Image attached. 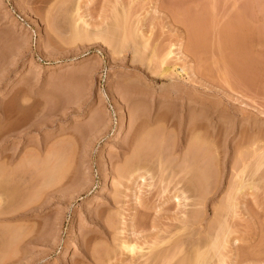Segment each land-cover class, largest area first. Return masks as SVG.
I'll list each match as a JSON object with an SVG mask.
<instances>
[{
    "label": "rangeland",
    "instance_id": "rangeland-1",
    "mask_svg": "<svg viewBox=\"0 0 264 264\" xmlns=\"http://www.w3.org/2000/svg\"><path fill=\"white\" fill-rule=\"evenodd\" d=\"M263 156L264 0H0V264H178L245 159L203 262L264 264Z\"/></svg>",
    "mask_w": 264,
    "mask_h": 264
},
{
    "label": "bare ground",
    "instance_id": "bare-ground-1",
    "mask_svg": "<svg viewBox=\"0 0 264 264\" xmlns=\"http://www.w3.org/2000/svg\"><path fill=\"white\" fill-rule=\"evenodd\" d=\"M120 18H121V17H120ZM79 19H80V18H79ZM117 20H118V19H117ZM125 20H126V19H125ZM74 21H75V20H74ZM114 21H115V20H114ZM115 22H116V21H115ZM238 22H239V21H238ZM72 24H73V23H72ZM114 24H115V23H114ZM121 24H122V23H121ZM121 24H120V25H121ZM74 25H75V24H74ZM233 25H234V24H233ZM234 26H235V25H234ZM236 26H237V25H236ZM75 28H76V27H75ZM121 28L123 29V32H125V31H124V27H121ZM116 29H117V28H116ZM75 31H77V30H75ZM121 31H122V30H121ZM127 31H128V30H127ZM123 32H122V33H123ZM129 32H130V31H129ZM77 33H78V32H77ZM119 34H120V33H119ZM124 34H125V33H123V37H125ZM227 34H228V33H227ZM235 34H236V33H235ZM75 35H76V34H75ZM127 36H128V35H127ZM127 36H126L125 39H124L125 42H126V38H127ZM132 36H133V35H132ZM230 36H231V35H230ZM230 36H229V37H230ZM234 36H235V35H234ZM237 36H238V35H237ZM118 37H119V36H118ZM103 38H104V37H103ZM119 38H120V37H119ZM132 38H133V37H132ZM202 38H203V35H202ZM235 38H236V37H235ZM238 38H239V37H238ZM104 40H105V39H104ZM121 40H122V39H121ZM128 40H129V39H128ZM202 40H203V39H202ZM233 40H234V39H233ZM236 40H237V39H236ZM105 41H106V40H105ZM114 41H117V40H114ZM130 41H131V40H130ZM229 41H230V40H229ZM239 41H240V40H239ZM239 41H238V42H239ZM109 42H110V39H109ZM121 42H122V41H121ZM230 42L232 43V41H230ZM242 42H243V41H242ZM114 43H115V42H114ZM135 43H136V42H135ZM137 43H138V42H137ZM143 43H144V42H143ZM143 43H141V44H143ZM239 43H240V42H239ZM108 44H109V43H108ZM110 44H111V43H110ZM224 44H225V43H224ZM111 45H112V44H111ZM137 45H138V44H137ZM244 45H245V44H244ZM144 47H145V46H144ZM111 48H112V47H111ZM136 48H137V46H136ZM243 48H244V47H243ZM237 49H238V48H237ZM137 50H138V48H137ZM239 50H240V49H239ZM234 51H235V50H234ZM242 51H243V50H242ZM139 52H140V51H139ZM170 52H171V51H169L168 53H170ZM240 52H241V51H240ZM238 53H239V52H238ZM223 55H224V54H223ZM237 56H238V55H237ZM242 57H243V56H242ZM240 58H241V57H240ZM233 59H234V58H233ZM247 59H248V58H247ZM230 60H231V59H230ZM250 60H251V59H250ZM223 61H224V60H223ZM244 61H245V60H244ZM248 61H249V60H248ZM162 62H163V61H162ZM162 62H161V64H163ZM244 71H245V70H244ZM159 73H160V72H159ZM159 73H158V74H159ZM161 73H162V72H161ZM161 73H160V74H161ZM162 74H163V73H162ZM164 74H165V73H164ZM243 74H244V73H243ZM136 113H137V112H136ZM162 116H163V115H162ZM147 126H148V124H147ZM147 126H146V127H147ZM144 130H145V129H144ZM149 131H150V130H149ZM153 131H154V130H153ZM153 131H152V132H153ZM139 132H140V131H139ZM140 133H142V132H140ZM148 133H149V132H148ZM141 135H142V134H141ZM146 135H148V134H145V136H146ZM155 135H157V134H155ZM143 136H144V135H143ZM143 136H142V137H143ZM259 136H260V135H259ZM152 137H153V136H152ZM138 138H139V137H138ZM138 138H137V139H138ZM158 139H159V138H158ZM135 140H136V138H135ZM135 140H134V141H135ZM148 141H149V140H148ZM193 141H194V140H193ZM139 142H140V141H139ZM155 142H156V141H155ZM195 142H196V141H195ZM203 142H205V141H203ZM252 142H253V140H252ZM134 143H135V142H134ZM137 143H138V142H137ZM140 143H143V142H140ZM140 143L138 144V146L140 145ZM157 143H158V142H157ZM192 143H193V142H192ZM146 144H147V143H146ZM163 144H164V143H163ZM133 145H134V144H133ZM136 145H137V144H136ZM193 145H194V144H193ZM142 146H143V145H142ZM163 147H164V146H163ZM258 147H259V146H258ZM140 148H141V146H140L138 149H140ZM144 148H145V147H144ZM152 148H153V147H152ZM158 148H159V147H158ZM165 148H166V147H165ZM202 148H203V146H202ZM254 148H255V147H254ZM256 149H258V148H256ZM140 150H141V149H140ZM148 150H149V149H148ZM152 150H153V149H152ZM166 150H167V149H166ZM207 150H208V149H207ZM248 150H249V149H248ZM157 151H158V150H157ZM164 151H165V150H164ZM203 151H205V150H203ZM210 151H211V150H210ZM137 152H139V150H138ZM141 152H142V150H141ZM141 152H139V153L141 154ZM246 152H249V151H246ZM132 153H133V152H132ZM156 153H157V152H156ZM156 153H155V154H156ZM186 153H187V151H186ZM186 153H185V154H186ZM188 153H189V152H188ZM190 153H192V152H190ZM200 153H201V152H200ZM203 153H204V152H203ZM210 153H211V152H210ZM210 153H209L208 155H210ZM134 154H135V153H134ZM150 154H151V153H150ZM153 154H154V153H153ZM160 154H161V153H159V152L157 153V155H156L157 160H156V161H159V160L161 159V158H160V157H161ZM185 154H184V155H185ZM196 154H197V153H196ZM196 154H194V155H196ZM204 154H205V153H204ZM261 154H262V153H261ZM259 155H260V154H259ZM149 156H150V155H149ZM186 156H187V155H186ZM196 156H197V155H196ZM201 156H202V155H201ZM210 156H211V155H210ZM210 156H209V157H210ZM242 156H243V155H242ZM246 156H247V154H246ZM141 157L143 158L142 155H141ZM168 157H169V156H167V159H168ZM198 157H199V156H198ZM198 157H196V159H197ZM256 157H257V156H256ZM263 157H264V156H263ZM139 158H140V155H139V157L136 159V161L139 160ZM142 158H141V159H142ZM202 158H203V157H202ZM213 158H214V157H213ZM254 158H255V157H254ZM261 158H262V157H261ZM134 159H135V158H134ZM155 159H156V158H155ZM206 159H207V158H206ZM243 159H244V158H243ZM126 160H127V159H126ZM145 160H146V159H145ZM203 160H204V159H203ZM207 160H208V159H207ZM207 160H205V161H207ZM233 160H234V159H233ZM253 160H254V159H253ZM253 160H252V161H253ZM259 160H260L259 157H258L257 162H256V160H255V162L258 163L257 166H255L256 168L253 169V166L250 165V167H252V169L254 170L253 174H255V171H257V170H259V169H263V166H262V168H260V167H261V164H262V165L264 164V162L261 161V160H260V162H259ZM129 161H130V160H129ZM139 161H140V160H139ZM161 161H162V160H161ZM163 161H164V160H163ZM194 161H195V160H194ZM196 161H197V160H196ZM200 161H201V160H200ZM205 161H203V162H205ZM215 161H216V160H215ZM215 161H214V162H215ZM244 161L246 162L247 159H245ZM125 162H126V161H125ZM137 162H138V161H137ZM164 162H165V161H164ZM186 162H187V161H186ZM189 162H191V161H189ZM234 162H235V163H239V162H237V160H235ZM245 162H240V163L237 165L238 168H237L236 164H234L235 166H232V167H234L233 169H235V170H234L235 173H233L235 176H234V175H233V176H234V177H238L239 181L236 182V184L234 183V186H235V187H234V186H233V188L231 187L232 189H231L230 187L228 188V191H229V189H230L232 192H234V194H233V195H232V193L230 194V191H229L228 194L231 195V196H229V198H228V196H227L228 199L225 197V198H226V202H225V206H226V207L224 206V204H222L223 207L220 206V207L224 208L225 210H226V209H232V210H233V208L236 207V206H235V205H236V204H235V200H236V196H238V195H237V192H239V193L243 192L242 189L247 188V185H248V188H249L251 185L253 186V184L250 183L249 180H247V182L249 181V183L245 182V180H246L247 178L245 179V178L242 177V175L246 173V172H245V168L247 167V165H249V164H247L248 161H247V163H245ZM255 162H254V163H255ZM262 162H263V163H262ZM128 163H129V162H128ZM130 163H131V161H130ZM133 163L136 164L135 160H133ZM139 163H141V162H139ZM139 163H138V164H139ZM200 163H202V162H200ZM208 163H209V162H208ZM249 163H250V162H249ZM254 163H253V164H254ZM256 163H255V164H256ZM3 164H4V163H3ZM135 164H133L134 167H135ZM158 164H160V163H158ZM192 164H194V162H193ZM192 164H191V165H192ZM196 164H197V163H196ZM215 164H216V162H215ZM232 164H233V163H232ZM255 164H254V165H255ZM128 165H129V164H128ZM128 165H126V167H127ZM162 165H163V164H162ZM182 165H183V164H182ZM188 165H189V163H188ZM198 165H199V164H198ZM201 165H202V164H201ZM205 165H206V166L203 165L204 167L202 166L203 168L199 165V166L201 167V169H198V168H197L198 171H197V172H193V173H195V176H196V177H195L194 175H193V177H192V175H191L190 178L188 177L190 181H193V179L195 178L196 180H195V179H194V180H195L196 182L193 181V186L190 185V186H192V187L187 186V187H189V189L186 188L187 191L189 190L188 192H190V189L193 188V187L195 186L191 191L197 189L198 191H195L196 194H197V195L199 194V193H197V192H200V193H201V194H199V196H197V197H199V199L201 198L200 200L198 199V203H199V204H203V202L205 201V198H207V197H206V195H207V191H208L207 189H209V188H208L209 186H207V185H208V182H207V181H208V179H209V178L207 177V175H209V173H207V172L209 171V170H208L209 165H208V168H206V167H207V162L205 163ZM131 166H132V165H131ZM138 166H140V165H138ZM138 166L136 165L137 168H138ZM192 166H194V165H192ZM199 166H198V167H199ZM128 167H130V166H128ZM134 167H133V168H130V169H134ZM174 167H175V166H174ZM184 167L186 168V166H184ZM190 167H191V166H190ZM235 167H236L237 169H236ZM52 168H53V167H52ZM57 168H58V167H57ZM137 168H135V169H137ZM140 168H141V166H140ZM194 168H195V166H194ZM248 168H249V166H248ZM258 168H259V169H258ZM50 169H51V168H50ZM128 169H129V168H128ZM135 169H134V170H135ZM249 169H250V168H249ZM252 169H251V170H252ZM7 170H8V169H7ZM137 170H138V169H137ZM137 170H136V171H137ZM163 170H165V169H163ZM177 170H178V169H177ZM184 170H185V169H184ZM199 170H200V171H199ZM206 170H208V171H206ZM213 170H214V169H213ZM253 170H252V171H253ZM53 171H54V170H53ZM127 171H128V170H127ZM130 171H131V170H130ZM132 171H133V170H132ZM136 171H135V172H136ZM138 171H139V170H138ZM160 171H161V170H160ZM178 171H179V170H178ZM191 171H194V169H191ZM195 171H196V170H195ZM263 171H264V170H263ZM50 172H51V170H50ZM122 172H123V171H122ZM244 172H245V173H244ZM247 172H248V171H247ZM257 172H258V171H257ZM259 172H260V171H259ZM51 173H52V172H51ZM51 173H50V174H51ZM131 173H133V172H131ZM190 173H191V172H190ZM193 173H192V174H193ZM129 174H130V173H129ZM196 174H197V175H196ZM250 174H251V173H250ZM258 174H259V173H258ZM262 174H263V173H262ZM186 175H187V174H186ZM189 175H190V174H189ZM251 175H252V174H251ZM251 175H250V176H251ZM141 176H142V175H141ZM171 176H172V175H171ZM181 176H182V175H181ZM247 176H249V175H247ZM176 177H177V176H176ZM184 177H185V176H184ZM261 177H262V176H261ZM141 178H142V177H141ZM174 178H175V177H174ZM257 178H258V177H257ZM257 178H256V179H257ZM191 179H192V180H191ZM235 179H236V178H235ZM251 179H252V178H251ZM178 180H180V179H178ZM233 180H234V178H233ZM51 181H52V180H51ZM187 181H188V180H187ZM190 181H189V182H190ZM211 181H212V180H211ZM251 181H252V180H251ZM256 181H257V180H256ZM180 182H181V181H180ZM189 182H188V183H189ZM183 183H184V182H183ZM194 183H195V184H194ZM209 183H210V181H209ZM211 183H212V182H211ZM231 183H233V182H231ZM256 183H257V182H256ZM185 184H186V183H185ZM191 184H192V183H191ZM254 184H255V183H254ZM249 185H250V186H249ZM252 186H251L250 188H252ZM244 187H245V188H244ZM174 188H175V187H174ZM180 189H181V187H179V190H180ZM186 189H185V190H184V189H181V191L178 193V194H180V193L182 192V193H184V194H182V193H181V195L174 194L175 196H174V195H173V196H174L175 198H177V200H179L178 196H184V199L188 200V199H189V196H188V195H185V193H188V192H186ZM202 189H203V191H201ZM252 189H253V188H252ZM175 190H177V189H175ZM206 190H207V191H206ZM183 191H184V192H183ZM193 192H194V191H193ZM239 193H238V194H239ZM205 194H206V195H205ZM208 194H209V193H208ZM243 194H244V193H243ZM192 195H193V193H192ZM194 195H195V194H194ZM194 195H193V196H194ZM235 195H236V196H235ZM241 195H242V194H241ZM234 197H235V200H234ZM191 198H193V197L191 196ZM191 198H190V199H191ZM194 198H195V197H194ZM194 198H193V199H194ZM195 199H196V198H195ZM195 199H194V200H195ZM191 200H192V199H191ZM196 201H197V200H196ZM199 201H200V202H199ZM227 201H228V202H227ZM187 202H188V201H187ZM190 202H191V201H190ZM198 203H197V202L195 203V201H194V202L192 201L191 203H189V204H190L189 206L194 205V204H195V206H196ZM199 204H198V205H199ZM218 209H219V210H218ZM218 209H217L218 216H222V217H220L219 220L221 221V220L223 219V220H222L223 223L220 222L219 220H217V222L219 221V222L222 224V225H221V224L218 222V223L220 224V226H222V230H223V231H222V230H220V231H222L224 234L221 232V234H223V236L219 233L221 236L218 237V235L216 236L215 231H214V234H215L216 237H215V238H210V240H212V241H210L211 243L209 242L211 245H208L209 243L206 245V246H208V247L213 248V249L210 248L211 251H214L215 248H217V253H216V254L219 253V250H220L219 247H221V248H222V246L225 247V245H224L225 242H226L225 240H227L226 238H228V237H226V236L228 235V234H227V231H230V230H227V231L224 230V229L226 228V226H225L224 224H226V225L228 224V223H227V218H226L227 216L225 217V215H227L228 210H226V212H225L224 209H221V208H219V207H218ZM196 210H197V209H196ZM215 210H216V209H215ZM223 210H224V211H223ZM232 210H229V211H232ZM192 212H193V211H192ZM192 212H191V213H192ZM197 212H198V211H197ZM197 212L195 211L194 215L192 214L193 217H194V218L192 217V220H193V219L196 220L197 217L199 216V213H197ZM214 212H216V211H214ZM224 212H225L226 214H225ZM232 212H234V210H233ZM189 213H190V212L188 211L187 215H188ZM191 213H190V214H191ZM219 214H220V215H219ZM192 215H191V216H192ZM197 215H198V216H197ZM215 215H216V214H215ZM216 217H217V216H216ZM188 218H189V217H188ZM190 218H191V217H190ZM198 218H199V217H198ZM217 218H218V217H217ZM225 218H226V219H225ZM200 219H202V218H200ZM200 219H199V221H200ZM189 220H190V219H189ZM194 220H193V221H194ZM212 220H214V219H212ZM224 220H225V221H224ZM190 221H191V220H190ZM190 221H189V222H190ZM189 222H187V223L189 224ZM196 222H197V221H196ZM200 222H201V221H200ZM224 222H225V223H224ZM192 223H193V222H192ZM192 223H191V224H192ZM214 223H215V222H214ZM196 224H197V223H196ZM196 224H195V226H196ZM219 224H218V225H219ZM213 226H214V225H213ZM187 227H188V226H187ZM208 227H209V226H208ZM198 228H199V227H198ZM210 228H211V227H210ZM213 228H214V227H213ZM216 228H217V227H216ZM220 228H221V227H220ZM228 228H229V227H228ZM217 229H219V228H217ZM217 229H216V230H217ZM226 229H227V228H226ZM207 230H208V229H207ZM228 233H229V232H228ZM188 234H189V233H188ZM209 234H210V233H209ZM211 234H213V233H211ZM212 237H214V235H213ZM217 238H218L219 240H217ZM199 239H200V238H199ZM220 241H221V242H220ZM175 242H176V241H175ZM177 242H178V241H177ZM177 242H176V243H177ZM184 242H185V241H184ZM218 242H219L220 244H219ZM202 243H203V242H202ZM177 244H178V243H177ZM200 244H201V243H200ZM181 245H183V243H182ZM186 245H187V244H186ZM195 245H196V244H195ZM197 245H198V244H197ZM216 245H217L218 247H216ZM188 246H189V244H188ZM200 246H202V245H200ZM200 246H198L199 249H200ZM206 246H205V247H206ZM122 247H124V249L128 250L129 253L135 251V249H136L134 244L131 245V244H129V243H123V246H122ZM122 247H121V249H122ZM191 247H192V246H191ZM174 248H175V247H174ZM196 248H197V246H196ZM138 249H139V248H138ZM175 249H176V248H175ZM179 249H180V248H179ZM193 249H195V247H194ZM199 249H197V251H196V252H198V253L193 254L192 252L195 253V250H196V249L193 251L192 248H191L192 252L190 253V255H189V256H186V255H185V256H186L185 258L179 256V257L182 258L183 260L181 259V262H180V258H179V259H178V260H179V261H178L179 263H178L177 261H176V263H178V264H205L206 262L204 263V262H203V259L205 258V253H207L210 249L208 248L209 250L207 249V250H205V251H204V250H199ZM201 249H202V248H201ZM218 249H219V250H218ZM177 250H178V248H177ZM198 250H199V251H198ZM169 251H170V250H169ZM173 251H174V250H173ZM179 251H180V250H179ZM200 251L202 252V254H201ZM211 251H210V252H211ZM159 252H160V251H159ZM159 252H158V253H159ZM174 252L177 253L176 251H174ZM186 252H187V251H186ZM204 252H205V253H204ZM214 252H215V251H214ZM158 253H157L156 258H158V255H159ZM180 253H181V252H179V254H180ZM203 253H204V254H203ZM153 254H154V253H153ZM163 254H164V252H163ZM166 254H167V253H166ZM192 254L194 255V257H193V256L191 257ZM211 254H212V257H213V256H219V254L216 255V254L213 253V252H211ZM213 254H214V255H213ZM172 255H173V253H172L170 256L173 257V256H175L176 254H174L173 256H172ZM206 255H207L208 257L210 256L208 253H207ZM150 256H151V255H150ZM176 257H177V256H176ZM189 257H191L192 259L189 258ZM152 258H153V257H152ZM206 258H207V257H206ZM206 258H205V259H206ZM216 258H217V257H216ZM216 258H215V259H216ZM154 259H155V258H154ZM174 259H175V258H174ZM210 259H212V258H210ZM220 259H221V258H220ZM163 260H164V259H163ZM166 260H167V259H166ZM206 260H207V259H206ZM155 261H156V260H155ZM164 261H165V260H164ZM169 261H170V257H169ZM219 261H220V260H219ZM160 262H161V261H160ZM166 262H167V261H166ZM166 262H165V264H166ZM209 262H210V261H209ZM173 263H174V262H173Z\"/></svg>",
    "mask_w": 264,
    "mask_h": 264
},
{
    "label": "built area",
    "instance_id": "built-area-1",
    "mask_svg": "<svg viewBox=\"0 0 264 264\" xmlns=\"http://www.w3.org/2000/svg\"><path fill=\"white\" fill-rule=\"evenodd\" d=\"M105 81H106V71L105 72H102L100 73V76H99V84L104 87L105 86ZM109 107L112 108V105L109 104Z\"/></svg>",
    "mask_w": 264,
    "mask_h": 264
}]
</instances>
